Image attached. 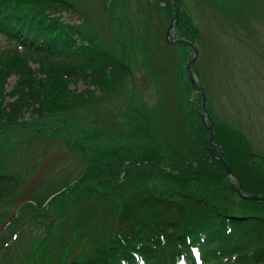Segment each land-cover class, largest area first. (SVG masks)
<instances>
[{
  "label": "rangeland",
  "instance_id": "374dc122",
  "mask_svg": "<svg viewBox=\"0 0 264 264\" xmlns=\"http://www.w3.org/2000/svg\"><path fill=\"white\" fill-rule=\"evenodd\" d=\"M69 1L80 14L58 15L70 25H79L101 49L127 63L131 77L111 87L71 83L68 91L74 102L69 110L55 106L54 113L41 118L28 113L19 120L24 126L0 129V172L13 173L18 180L13 202L1 209L5 212L0 218V239H6L7 232L9 237L16 226L13 220L22 216L10 244L0 251V264H34L27 253L45 239L37 264L87 261L96 247L110 242L115 219L125 208L121 201L132 189L121 184L117 192L112 181L116 178L101 173L102 163L109 161L104 157L113 158L120 150L126 155L137 148L143 151L140 158L150 160L154 151L164 156L175 170L166 168L159 171L161 176L155 174L148 181L146 176L153 167H147L150 161L126 162L137 166L139 169L133 168L141 177L146 175L133 186L157 194L179 191L175 182L186 179L184 174H176L182 162L203 153L208 158L203 143L208 127H214L204 120L198 92L187 88V66L194 50L188 44L166 41L176 16L173 3ZM180 1L179 6L175 2L178 16L170 33L176 40L193 43L198 51L192 75L204 90L208 113L246 138L250 164H262L264 172V0ZM181 21L187 25L182 31ZM191 34L196 42L190 41ZM5 45L0 38V47ZM32 68L37 66L32 64ZM0 84L3 109L17 86V77L10 76ZM199 117L206 128L201 127ZM221 153L224 158L223 148ZM213 168L224 173L221 167ZM164 173L173 177L165 178ZM125 175L126 171L118 184L131 183L132 174ZM226 180L235 189L231 199L239 202L238 179L231 176ZM50 196L56 198L50 200ZM44 211L49 216L38 221Z\"/></svg>",
  "mask_w": 264,
  "mask_h": 264
},
{
  "label": "trees",
  "instance_id": "16d2710c",
  "mask_svg": "<svg viewBox=\"0 0 264 264\" xmlns=\"http://www.w3.org/2000/svg\"><path fill=\"white\" fill-rule=\"evenodd\" d=\"M174 1L178 6L181 4L180 0ZM61 12L80 14L77 5L69 0H0V38L6 42L0 47V83L10 76L17 77V86L3 109L0 84V129L12 124L24 126L19 120L28 113L41 118L47 112L54 113L56 107L69 110L74 102V95L68 91L71 83L82 81L97 88L111 87L131 77L127 63L101 49L79 25L68 24L58 15ZM183 22L180 31L187 26ZM185 35L188 37V33ZM189 38L196 40L192 34ZM32 64L37 68L33 69ZM187 88L195 91L190 78ZM197 95L203 100L201 92ZM209 115L215 136L210 144L208 136L212 133L207 130L203 146L209 151L208 158L203 153L200 158L182 162L176 174H184L186 179L175 182L178 192L157 194L133 186L146 175L141 177L133 168L138 167L126 164L128 161H150L147 167H153L147 181L155 174L161 176L159 171L166 168L175 170L156 151L150 160L140 158L143 155L140 148L126 155L120 150L113 158L103 156V160L109 161L102 163L101 173L116 178L112 181L116 182L117 192L121 184L128 185L132 192L121 201L125 208L115 219L110 242L96 247L87 261L71 264H264V202L231 199L235 189L226 180L225 165L217 158H221L223 148L225 164L238 179L237 186L241 185L242 192L252 197L264 198L263 165L250 164V146L238 130ZM201 127L206 128L203 122ZM213 166L221 167L224 173L220 175ZM124 171L127 178L132 174V181L118 184ZM17 191V177L0 172V218ZM39 216L36 219L41 221L49 215L44 211ZM21 218L13 220L14 229ZM14 229L9 237L0 239V251L10 244ZM45 241L27 253L34 264Z\"/></svg>",
  "mask_w": 264,
  "mask_h": 264
},
{
  "label": "water",
  "instance_id": "95a60500",
  "mask_svg": "<svg viewBox=\"0 0 264 264\" xmlns=\"http://www.w3.org/2000/svg\"><path fill=\"white\" fill-rule=\"evenodd\" d=\"M170 1H171L172 3H174L172 0H170ZM156 2L159 3V0H156ZM175 12H176V16H175V18H172V24H171V26L168 28V30H167V34H166V41H167V43H173V44H174V43H178V42H184V41H179V40L174 39V38L172 37L171 33H170L171 30H172L173 27H174L173 22L175 21L176 17L178 16V12H177V8H176V6H175ZM187 43H188V42H187ZM188 44H189L191 47H193V45H192L191 43H188ZM197 55H198V51L196 50V51H195V55H194V57L188 62L187 70H188V73H189V76H190V80H191L193 86L195 87L196 90L201 91V92L203 93V96H204V91L198 86V84L196 83V81H195V79H194V77H193V75H192V67H193L194 64H195V60H196V58H197ZM203 109H204L205 111H207V109H206V100H205V96H204ZM209 130H210V132L212 133V136H211V138H210L209 141H208V142L210 143V142H211V139L213 138V130H212V126L209 127ZM219 161L225 165V169H226V171H225V176H226L227 179H229V178L232 176V172H231L230 168H229L228 166H226L222 154H221V158L219 159ZM236 191H237L238 195H239L242 199H245V200H255V201H261V202H264V198H261V197H252V196H247V195H245L244 193H242L240 187L236 188ZM6 235H7V234H6Z\"/></svg>",
  "mask_w": 264,
  "mask_h": 264
}]
</instances>
